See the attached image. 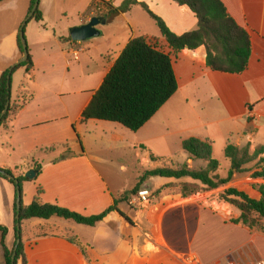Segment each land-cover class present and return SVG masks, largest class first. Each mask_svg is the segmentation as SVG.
Here are the masks:
<instances>
[{
  "label": "crops",
  "instance_id": "0c3cea01",
  "mask_svg": "<svg viewBox=\"0 0 264 264\" xmlns=\"http://www.w3.org/2000/svg\"><path fill=\"white\" fill-rule=\"evenodd\" d=\"M110 1L117 7L116 0ZM222 1L230 17L250 37L252 54L247 69L239 75L216 72L207 66L205 47L175 53L169 47L163 49L161 40L146 36L158 44L160 50L170 54L179 88L137 132L106 121L82 123V114L97 90L84 99L80 95L87 91H71L69 87L71 79L81 78L77 66L84 71L94 63L90 57L81 67V54L92 50L98 52L96 68H103L101 86L134 36L123 43L113 35L96 49L91 40L87 44L71 41L70 32L62 36L44 26L48 13L56 9L61 0L40 1L43 21L34 20L41 28L39 39L32 43L37 53L29 52L34 69L27 73L25 68H20L24 73L21 86L16 97L11 93L10 105L15 104L20 110L8 120V129H0V168L19 176L38 170L37 164L42 166L36 177L24 184L25 205H30L38 189H42V203L58 205L86 217L103 213L119 200L117 207L124 217L114 212L94 227L59 217L31 219L23 227L27 264H184L181 257L187 255L197 257L204 264L199 254L173 247L165 234L164 221L174 213L175 235L185 234L189 238L198 216L204 219L212 216L219 224L208 220L204 225L199 223L197 225L203 229L196 234L223 236L230 221L221 212L194 200L195 196L183 199L166 192L167 189L140 207L130 201L131 192L152 158L179 154L182 165L191 168L198 163L203 165L193 162L182 150V143L187 139L211 143L213 154L215 148H220L224 154L228 145L240 149L250 146L253 152L264 148V0ZM30 2L6 0L0 3V78L22 56L20 31L30 14ZM93 6L94 1L88 11L94 10ZM91 14L72 26L88 23L94 11ZM122 14L107 19L106 25L113 24ZM71 56L78 64L74 68ZM73 99H78V103ZM73 103H76L75 110ZM112 153H122L123 157L131 153L141 164L139 171L129 176L132 168L129 162L123 158L115 161ZM183 182L190 180L151 178L142 189L152 187L156 192ZM16 194L11 183L0 179V224L9 228V248L15 243ZM125 198L129 201H124ZM70 238L86 246L85 251L70 242ZM205 254L210 256L207 264H219L210 253ZM251 263L249 259L238 264ZM0 264H5V260H0ZM18 264H22L21 261Z\"/></svg>",
  "mask_w": 264,
  "mask_h": 264
},
{
  "label": "trees",
  "instance_id": "16d2710c",
  "mask_svg": "<svg viewBox=\"0 0 264 264\" xmlns=\"http://www.w3.org/2000/svg\"><path fill=\"white\" fill-rule=\"evenodd\" d=\"M4 1L6 0H0V3ZM38 1L39 6L31 20L42 22L41 0ZM172 1L195 16L198 22L195 31L182 35L174 33L164 19L155 14L147 3L139 0H125L120 7H115L114 1L94 0L93 7L94 10H100L103 17L112 19L121 13L130 11L133 6H140L156 22L167 45L175 53L186 48L194 51L200 47H205L206 63L211 70L239 75L247 69L252 54L250 37L247 31L230 17L222 0ZM36 3L37 0H31L29 13L32 12ZM69 40L72 41L71 37H69ZM19 50L22 55L20 39ZM20 68H25L27 73L33 71L34 62L30 55L27 62L13 69L12 75ZM8 75L9 70L5 71L0 78V116L11 96V88L8 87ZM178 88V80L170 54L160 50L158 44L146 36L134 38L127 44L103 80L102 85L95 92L91 102L82 114V123H87L90 120L106 121L120 124L132 132H137L177 93ZM19 110V106L11 103L8 113L0 123V129H8V120L13 115L15 116ZM78 139L81 144L79 136ZM182 149L193 162H201L205 166L191 168L186 164L180 168H174L169 163H165L162 167L147 170L131 192L132 196L139 192L146 181L151 178L190 180V182L180 184L183 199L191 198L199 193L225 188L232 182L234 174L241 173L244 171L245 166L264 154V148H257L251 153L250 146L240 149L228 145L224 150V154L231 161V169L227 177H222L218 173L221 165L214 159L211 143L190 138L183 141ZM36 168L39 171L42 170V166L39 164L36 165ZM0 170L5 169L0 168ZM6 171L16 177L22 192L20 213L17 212L15 202L14 246L18 240L17 225L20 224L22 227V241L17 251L16 264L20 261L22 264H27L23 227L31 219L49 220L52 217H59L73 220L80 225L94 227L114 212L124 217L117 207L119 200H116L115 204L103 213L86 217L58 205L42 203L40 201V196L43 193L42 189H38V193L30 205H25L24 184L30 182V180L25 174L16 176L11 170ZM254 177L264 179V172H257ZM0 179L11 183L17 191V185L14 181L1 175ZM175 184H170L163 189ZM253 188L260 193V199L252 198L246 192L233 186L228 187L218 195L220 202L240 211L239 219L232 221V223L243 224L251 229L264 221V185L257 184ZM163 189L156 191V193H161ZM124 201H129V199L125 198ZM18 215L19 220L17 219ZM8 235L9 228L0 224V245L3 250L5 264H12L14 246L11 249L7 246ZM69 241L85 251L86 246L82 245L77 239L70 238Z\"/></svg>",
  "mask_w": 264,
  "mask_h": 264
},
{
  "label": "rangeland",
  "instance_id": "374dc122",
  "mask_svg": "<svg viewBox=\"0 0 264 264\" xmlns=\"http://www.w3.org/2000/svg\"><path fill=\"white\" fill-rule=\"evenodd\" d=\"M93 1L94 0H61L60 5L56 9H52L48 13L47 23L44 24L45 28H47L51 32L55 31L59 35L67 36L69 34V30L73 27L72 25L79 24L82 19L89 18L90 16H92L91 13L93 11L95 13L93 17L100 16V10L88 11L89 6L93 3ZM142 1L146 2L155 14L164 19L169 25L170 29L176 34L181 35L192 32L195 31L198 27L197 20L195 19L193 14L180 9L173 3L172 0ZM123 2L124 0H116L115 5L117 7H120L122 6ZM38 26L39 25H37L34 20H29L25 25V37L28 43L29 52L36 51L37 53V50H35V47H33L32 43L36 39H39V28L41 27ZM98 28L104 34L103 36L91 40L94 44L93 47H95V49L96 46H99L101 44L104 45L105 41L113 35H117V37L121 38L119 40L121 42L123 40V43L124 41H128V39H130V37L132 36H134V38L140 36H148L150 38L161 40L160 42L163 45V49H167L169 47L165 39L163 38L156 22L152 20L140 6H133L129 13H123L120 17H117L116 21L113 24L100 25ZM91 41H84L82 43L87 44V42ZM123 43L121 45H123ZM89 47L90 49L92 48V46ZM97 56L98 52L95 50H92L91 53H82L81 67L87 64V62L90 60V57L93 58L94 63H92L90 69L86 68L84 71H81L83 69L77 66L78 71L82 73L81 78L76 81H74L73 79L70 80L69 87L71 91L74 89L87 91L86 94L82 93L80 95L81 98L88 99L92 91H96L100 87V81L103 79L104 74L103 68H96V66H98V64H95V61H97L98 59ZM70 60L73 62V68L78 65L76 64L73 56L70 57ZM23 76V69H18L13 73L11 77V93L13 97L17 96ZM71 96H73V94ZM74 100L76 103H78V99H73V101ZM76 103L72 104L74 110ZM77 106L79 107L80 105ZM221 151L222 150L220 148H215L214 159L221 165L218 173L222 177H227L231 161L228 160ZM250 152L253 153L251 148ZM112 158L115 161H120V159L123 158V160L129 162V165L132 167L130 169L131 173L129 174V176H131V174L135 173L136 171L138 172L140 169L141 164L137 162L135 156L131 155V153L124 155V157L122 153H114V155L112 153ZM165 163H169V165H172L174 168H180L184 166L182 165L183 162L181 156L179 154H176L168 158H152V160H150L146 167L147 170H152L162 167ZM199 164L200 163H198L196 167L201 168L202 166H205L204 164ZM257 172H264V155L258 157L254 162L245 166L244 171H242L241 173L234 174L232 182L225 188L232 186L237 187L240 190L246 192L252 198L260 199V193L257 189L253 188V186L257 184H264V179L260 177L255 178L254 176ZM180 184L181 183H176L175 185L169 186L166 192H169L171 195L182 197ZM225 188H220L211 192L199 193L197 195H194V200L205 204L206 206L213 210H216L217 212H221L228 221L232 222L239 219L240 211L228 204L220 202L218 195L220 192L224 191ZM146 189H148L152 193L153 196L151 197V199L154 196L160 195V192H153L152 187H146ZM132 205L136 207L141 206L138 203ZM173 217L174 213H170L164 221V231L167 238L172 243L175 249L186 251L185 253L199 254L204 264H207L208 258H210L208 254H205V252L210 253L214 257L213 259H215L216 261H220L219 264H225L227 262L238 264L242 262V260L249 259L252 262L257 259L264 260V221H262L257 227L252 229L243 224H234L229 222L228 227L223 231V236L214 234L213 237H208L204 234H196L198 230L203 229L201 225L197 224L203 223L204 225V222L206 220H208L209 223L219 224V220L212 216L204 219L202 218V215H200L198 216V219L194 220L193 223H195V225L194 227H192L193 230L190 229L191 236L187 238L185 234L175 235L173 227ZM183 224H181V228L182 230H185ZM0 260L4 262L3 250L1 245Z\"/></svg>",
  "mask_w": 264,
  "mask_h": 264
},
{
  "label": "water",
  "instance_id": "95a60500",
  "mask_svg": "<svg viewBox=\"0 0 264 264\" xmlns=\"http://www.w3.org/2000/svg\"><path fill=\"white\" fill-rule=\"evenodd\" d=\"M39 6V1L37 0V3L35 4L32 12L29 14L26 22L23 24V27L21 28L20 31V40H21V45H22V56L21 58L14 64V66L9 70V75H8V87L11 88V76H12V72L13 69L25 62H27L28 58H29V50H28V43L25 37V25L26 23L33 17L34 13L36 12L37 8ZM107 23V18L103 17V16H94L90 19V21L86 24H83L81 26H75L72 27L69 32H70V36L71 39L75 42H84V41H90L93 40L95 38H98L101 36V31L98 29V27L100 25H106ZM10 102H11V98L9 97L8 103L5 107V110L2 112L1 116H0V123L3 119V117L8 113V110L10 108ZM38 174V170H30L28 171L25 176L29 179V180H33L36 175ZM0 175L2 177H5L9 180H12L16 183L17 185V200H16V204H17V212L20 213L21 210V202H22V192L21 189L19 187V181L16 179V177L13 174L8 173L6 170H0ZM17 219L19 220V215L17 216ZM21 229L22 227L20 226V224L17 225V236H18V240L16 242V246L14 247V252H13V256H12V264H16V256H17V251L19 248V245L22 241L21 239Z\"/></svg>",
  "mask_w": 264,
  "mask_h": 264
},
{
  "label": "built area",
  "instance_id": "2783aa9c",
  "mask_svg": "<svg viewBox=\"0 0 264 264\" xmlns=\"http://www.w3.org/2000/svg\"><path fill=\"white\" fill-rule=\"evenodd\" d=\"M151 197H152V193L148 189H142L139 192H137L134 196H132L131 204H135V203H138L140 205L146 204L150 201ZM181 259L184 264H201L199 259L195 256L187 255L181 257ZM225 264H234V263L227 262ZM251 264H264V260L257 259Z\"/></svg>",
  "mask_w": 264,
  "mask_h": 264
}]
</instances>
